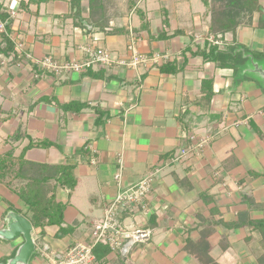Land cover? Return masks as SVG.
Here are the masks:
<instances>
[{"label": "crops", "instance_id": "1", "mask_svg": "<svg viewBox=\"0 0 264 264\" xmlns=\"http://www.w3.org/2000/svg\"><path fill=\"white\" fill-rule=\"evenodd\" d=\"M5 1L15 51L0 55V156L23 155L32 164L26 175H45L65 212L61 226L36 227L18 192L28 181L0 180V231L19 215L31 223L35 245L29 261H19L21 227L12 241L0 236V264H50L44 252L62 257L90 240L91 225L120 191L119 160L123 189L155 176L147 213L122 218L152 236L127 255L99 251L97 264H264L262 234L237 227L264 222V79L250 70L237 77L202 56L230 44L210 34L212 14L202 0H144L128 16L99 18L97 11L105 29L94 27L87 0L81 17L71 0L28 7L21 4L29 0ZM132 33L148 59L138 69L114 64L59 78L28 57L83 60L81 48L94 43L114 61L126 60ZM225 36L264 49L262 29ZM190 136L207 140L198 154ZM30 143L36 146L25 150ZM64 172L74 188L60 184Z\"/></svg>", "mask_w": 264, "mask_h": 264}, {"label": "trees", "instance_id": "2", "mask_svg": "<svg viewBox=\"0 0 264 264\" xmlns=\"http://www.w3.org/2000/svg\"><path fill=\"white\" fill-rule=\"evenodd\" d=\"M83 1L86 0H71L72 10H76L74 16L81 17V7ZM87 1L90 4L94 27L99 29L108 28V26L104 25V21H100V23L97 21L100 20V12H105V10L103 11L102 0ZM47 2H49V0H29L28 4L22 2L21 6L28 7L29 4L41 5L42 3ZM202 2L206 7H210V0H202ZM247 4L253 9V11L260 12L262 14L258 28L264 30L263 7L258 3V0H247ZM97 11L99 18L96 15H93L94 13L96 14ZM95 18L97 19L95 20ZM0 23L5 25V32L1 34L2 43H4L5 46L2 48L0 47V55H9L15 51V45L9 37L8 31V28L11 25V16L8 12H6L4 4L1 3V1ZM168 24V20H165L164 25L167 26ZM237 29V24H234L232 21H227L221 17L218 18V16L214 13V18H212L210 27V34L215 37H218L219 35L224 36L230 32L235 34ZM221 40L223 41L224 37H221ZM201 53L205 59L216 63L218 67L222 69H232L237 77H241L245 74L244 71L253 69V63H258L260 66L264 67V49L261 52H256L238 43L237 41L228 44L225 48L220 46L207 47ZM165 70V68H162V71ZM17 139H19V136H17ZM34 146L36 145L30 143L25 150ZM38 146L45 147L50 146V144L42 143L38 144ZM30 165L32 166V164L24 160L23 155H21L19 159L15 160L11 154L0 156V180L5 181L7 177H9L10 182H6V184L11 186L15 178L20 180L26 179L28 181L27 184L24 187H21L18 192L22 200H24V202L28 205L29 211L32 214L33 225L36 227H45L47 225L61 226L64 222L65 208L62 204L57 203L55 200L54 191L56 190V186H48L45 175L40 177H35L34 175L30 177L26 175L27 167ZM63 175L65 183L61 182L60 184L63 186L68 185L69 187L74 188L76 185L74 177L66 172H64ZM11 176H13L12 179ZM244 226H249L256 231H259L263 236L264 242V222L247 220L245 222L241 221L237 224V227ZM101 250L104 255H108L110 253L109 247L105 245L98 246L95 249V253H98Z\"/></svg>", "mask_w": 264, "mask_h": 264}, {"label": "built area", "instance_id": "3", "mask_svg": "<svg viewBox=\"0 0 264 264\" xmlns=\"http://www.w3.org/2000/svg\"><path fill=\"white\" fill-rule=\"evenodd\" d=\"M14 14V12L12 13ZM1 28H5L3 23H0ZM131 42L128 45V59L114 61L112 53L109 50L98 47L96 44H91L81 48L85 54V59H71L69 61H58L52 56L44 57L43 59L33 60L30 55L28 56L40 72H50L56 77H64L72 73H85L93 70L96 67L110 68L114 64L127 65L134 69L145 64L148 59L140 51V38L134 33L131 34ZM219 44L218 42H216ZM23 44H19L18 48L21 49ZM194 143L195 153H199L207 143V140L196 141L194 136L189 137ZM187 151L183 150L181 155H186ZM120 162V169L115 175L120 191L115 200L110 203L106 209L104 216L96 220L90 228L89 239L78 241L73 244L67 253L58 257L55 254L44 252L49 259L50 264H97V256L95 249L100 245L108 246L112 253L121 252L127 255L131 246L137 243H143L150 240L152 232L142 227L127 226L122 222L124 213L131 214L135 210L142 211L146 214L148 211L147 200L152 191V184L154 181V174H150L147 178L140 181L135 186L123 189L122 188V160Z\"/></svg>", "mask_w": 264, "mask_h": 264}, {"label": "rangeland", "instance_id": "4", "mask_svg": "<svg viewBox=\"0 0 264 264\" xmlns=\"http://www.w3.org/2000/svg\"><path fill=\"white\" fill-rule=\"evenodd\" d=\"M0 1L3 4L6 2L5 0ZM143 1L144 0H102V6L103 11L106 10L105 14H107V16L121 13L129 15L133 11L134 7ZM258 3L264 9V0H258ZM207 8L209 9L210 14H212V18H214L215 13L218 18L221 17L227 21L234 22V24L238 25V28L250 27L252 29H257L262 16L260 12L253 11V9L249 7L247 0H210V7ZM3 32H5V28L3 29L0 27V33L2 34ZM220 37H224V43H232L227 40L229 37L227 38L225 35H220ZM234 41L237 40L234 39ZM244 73L246 74V71H244ZM248 75H251V73L249 72ZM88 242H90V240H88Z\"/></svg>", "mask_w": 264, "mask_h": 264}, {"label": "water", "instance_id": "5", "mask_svg": "<svg viewBox=\"0 0 264 264\" xmlns=\"http://www.w3.org/2000/svg\"><path fill=\"white\" fill-rule=\"evenodd\" d=\"M250 71L264 79V67L260 66L258 63H253V69H251ZM6 227V229L0 231V236H3L2 238L11 241L14 240V235L19 229L18 227H21V234L25 240V243L20 249L18 260L28 262L33 252L35 251V245L32 239L31 223L27 219L15 214L14 216L8 218Z\"/></svg>", "mask_w": 264, "mask_h": 264}]
</instances>
